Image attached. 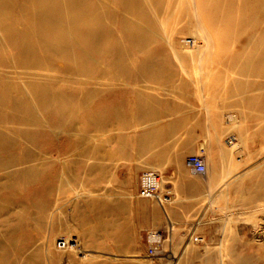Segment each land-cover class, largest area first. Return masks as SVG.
<instances>
[{
	"label": "rangeland",
	"instance_id": "rangeland-1",
	"mask_svg": "<svg viewBox=\"0 0 264 264\" xmlns=\"http://www.w3.org/2000/svg\"><path fill=\"white\" fill-rule=\"evenodd\" d=\"M0 264H264V0H0Z\"/></svg>",
	"mask_w": 264,
	"mask_h": 264
},
{
	"label": "crops",
	"instance_id": "crops-1",
	"mask_svg": "<svg viewBox=\"0 0 264 264\" xmlns=\"http://www.w3.org/2000/svg\"><path fill=\"white\" fill-rule=\"evenodd\" d=\"M153 131L155 135H159L160 133L165 132L163 129L162 130L155 129ZM156 140H157V147L155 148V153L149 156L148 159L145 157L148 160L147 162L140 163V161H138L139 165L135 168L134 167L130 168L131 159L128 157L129 151L126 150H123L120 153V157L114 158L113 162L107 164V166H112L106 169L107 183H108L107 185L110 186V190L112 191L111 196L113 198L119 199L118 203L120 207L126 208L131 204L130 200L129 201L123 200L125 198L127 199L130 197V190L128 186L129 183L126 180L128 176H132V173H134L138 177L143 169V166L146 165H149L150 167H160L164 169L165 167H169L170 165H172V163H174V160H176V158L178 157V154L176 152L175 153L172 152L173 149L174 150L177 149L175 146L166 142L164 143L163 141L161 142L158 136H156ZM138 188H139V180H138ZM137 196L139 197V194ZM116 205L117 202L114 205L108 204L102 209L101 212L97 209L96 210L97 219L99 214H101L103 218L105 215L108 223L120 219L119 217L122 216L123 211L122 208H119ZM154 214H156V212Z\"/></svg>",
	"mask_w": 264,
	"mask_h": 264
},
{
	"label": "built area",
	"instance_id": "built-area-1",
	"mask_svg": "<svg viewBox=\"0 0 264 264\" xmlns=\"http://www.w3.org/2000/svg\"><path fill=\"white\" fill-rule=\"evenodd\" d=\"M187 166L197 174L206 173V164L204 160L197 156L192 155L187 158ZM162 185V177L156 172H145L140 177L139 196L144 199H154ZM61 244V246H63Z\"/></svg>",
	"mask_w": 264,
	"mask_h": 264
},
{
	"label": "bare ground",
	"instance_id": "bare-ground-1",
	"mask_svg": "<svg viewBox=\"0 0 264 264\" xmlns=\"http://www.w3.org/2000/svg\"><path fill=\"white\" fill-rule=\"evenodd\" d=\"M207 172V171H206Z\"/></svg>",
	"mask_w": 264,
	"mask_h": 264
}]
</instances>
